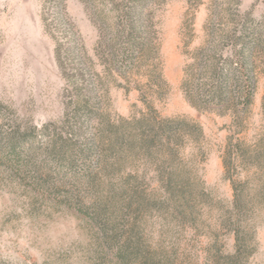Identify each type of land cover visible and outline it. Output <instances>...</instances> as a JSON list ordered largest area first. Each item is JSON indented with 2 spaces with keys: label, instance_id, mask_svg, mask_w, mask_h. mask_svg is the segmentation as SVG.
I'll use <instances>...</instances> for the list:
<instances>
[{
  "label": "rangeland",
  "instance_id": "rangeland-1",
  "mask_svg": "<svg viewBox=\"0 0 264 264\" xmlns=\"http://www.w3.org/2000/svg\"><path fill=\"white\" fill-rule=\"evenodd\" d=\"M241 53L252 104L193 105ZM150 113L202 130L170 188L156 152L110 142ZM126 241L264 264V0H0V264H115Z\"/></svg>",
  "mask_w": 264,
  "mask_h": 264
},
{
  "label": "trees",
  "instance_id": "trees-1",
  "mask_svg": "<svg viewBox=\"0 0 264 264\" xmlns=\"http://www.w3.org/2000/svg\"><path fill=\"white\" fill-rule=\"evenodd\" d=\"M234 64L236 65H229V69L226 72H215V90L209 95H204L203 90L197 87L196 93H194L195 96H189L193 105L200 108L203 103H231L233 99L232 89H235L236 105H240V107L242 106L246 110L253 102L255 90V76L252 73V62L249 56L241 53ZM191 91H193L192 88ZM127 123L131 124L126 119H121L119 124L110 123V128L118 130L114 137H110L111 144L120 143L128 149H132L133 146H138L139 144L140 149L145 151L144 154L149 156L156 152L157 157L159 155L157 159L161 160L159 166H165V169L171 172L166 176V185L169 188L174 186L172 174L174 171L172 170L175 169L181 160L179 156L181 146L186 139L196 141L201 137V128L185 120L167 117L161 118L155 113H150L135 122L138 136L137 142L132 139L133 135L131 133L121 132ZM176 186L183 189L185 183L181 181L176 183ZM103 245L104 250L111 252L109 258L115 264H159L149 255L141 256L140 250L137 248L138 245L133 244V242L126 241L123 244L119 242H106Z\"/></svg>",
  "mask_w": 264,
  "mask_h": 264
}]
</instances>
